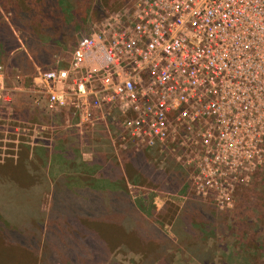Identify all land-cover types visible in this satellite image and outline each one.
Instances as JSON below:
<instances>
[{
    "label": "built area",
    "instance_id": "1",
    "mask_svg": "<svg viewBox=\"0 0 264 264\" xmlns=\"http://www.w3.org/2000/svg\"><path fill=\"white\" fill-rule=\"evenodd\" d=\"M123 11L29 88L0 68V105L26 94L64 116L11 136L32 147L100 130L116 151L175 164L200 202L232 209L252 169L264 170V0H128Z\"/></svg>",
    "mask_w": 264,
    "mask_h": 264
},
{
    "label": "rangeland",
    "instance_id": "2",
    "mask_svg": "<svg viewBox=\"0 0 264 264\" xmlns=\"http://www.w3.org/2000/svg\"><path fill=\"white\" fill-rule=\"evenodd\" d=\"M58 1L65 4L57 23L68 30L52 34L34 24L38 41L32 43L33 53L27 49L31 42L28 33L13 27L10 16L3 14L1 25L7 24L14 35V39L8 36L0 42V68L9 86L20 75L25 78L24 86L29 88L38 70L66 67L85 33L97 22H106L118 12L122 15L128 4V0ZM5 34V30L0 33ZM8 96L14 100L12 104L0 105V200L13 204V208L25 207L32 211V217L37 214L33 221L42 222V238L47 228L50 230L52 217L55 223L58 218L68 224L77 215L72 209L51 210L56 197L58 207L84 204L85 213L93 217L88 222L98 229L94 239L98 243L106 241L108 249L107 257L97 254V264H201V254H208L209 264L251 263L254 252L249 247L254 238L264 234V226H259L264 215V170L252 169L249 183L236 189L232 209L221 210L197 200L185 173L172 162L130 149L116 151L100 130L84 137L58 135L51 144L27 146L23 138L11 133L22 128L23 123L39 128L53 122L60 124L64 116L53 120L50 115L38 112L26 94ZM3 131L9 135H2ZM15 140L17 145H12ZM26 142L31 143L29 138ZM130 206L138 214V231L131 235L110 222H122ZM6 211L12 210L2 213ZM203 212L208 215L203 217L216 225L214 232L200 237ZM61 226H57L58 232L53 231V240L63 245L59 252L62 262L71 259L69 247L78 250L79 264L91 261L90 257L86 260L82 257L88 255V246L80 228L75 226L78 237L72 243ZM4 229L19 228L0 211V230ZM1 236L0 264H31L27 253L4 246Z\"/></svg>",
    "mask_w": 264,
    "mask_h": 264
},
{
    "label": "trees",
    "instance_id": "3",
    "mask_svg": "<svg viewBox=\"0 0 264 264\" xmlns=\"http://www.w3.org/2000/svg\"><path fill=\"white\" fill-rule=\"evenodd\" d=\"M75 1L77 3L80 2V0ZM84 1L85 0L81 2ZM64 4V2H59L58 0H0V22L3 20V14L10 16L9 20L11 21V25L13 27H15L17 30H22L28 33L31 45L28 44L27 49L33 53L32 47L34 43L38 41V39L35 38V33L33 32L34 24H37L38 26L42 27V29L44 28V30L51 32L52 34L60 33L62 30H68L67 28L64 29L60 23H57L60 15L62 14V7H64ZM2 30H5L6 34L2 36L0 35V42L2 41V38L5 39L8 36H12L14 39L13 30H11L7 24L1 25L0 23V33ZM0 46L2 45L0 44ZM111 203L113 205L116 204L113 199H111ZM66 206L67 205H63L62 208L58 207L56 203V197L54 203L51 202V210H54V212L56 209L60 211L64 209L67 212L70 211L69 209H72L74 212H76V217L74 218L73 216L74 222H68V224H66L63 222L64 219L57 218L58 220L56 219L55 223V220L52 217V223L50 222L49 224L50 230L47 228V233L45 237L42 238L41 232L43 230V224L38 219L35 220L37 214L33 216L35 218L33 221L32 213H30L32 211L27 210L25 207L19 208L16 206L13 208V204H10L6 200H0L1 214L7 217V220H10L14 226L19 228L17 231H11L10 229H4L3 231L0 230V234H2L1 243L7 247L19 248L22 252L27 253V255L30 257L31 264H79L77 262L78 250L72 249L70 247L68 251L71 254V259L67 263L62 262L59 252L60 249L62 250L63 245L53 240L55 238L54 232H58L57 226L62 225V232L64 230V232L68 234V237L70 238H68L69 241L75 243L78 234L75 233L74 229L76 228L75 226H78L80 228L79 232H82L85 235V246H88V255L85 256V254H82V257L85 258V260L89 257L92 258L91 261L85 262V264H97V261H95L97 254L101 253L106 255V257L108 256L106 241L100 240V244L98 241H95L94 237L97 236L95 233H98V229H94V227L91 226L92 223L88 222L89 220H93V217H88V214L85 213L86 210L84 204H76L75 207ZM2 210L12 211H6L5 213H2ZM202 214V217L208 216L204 212ZM137 216L138 214L135 212V209L130 206L128 214L125 216L122 222H116V220H110V222H113V224L115 223L114 226L117 228L122 226L129 235L136 234L138 231L136 229ZM209 217L211 218V216ZM202 219L203 223L200 224V237L206 236L207 233L214 232V225H216L214 221H207V217H203ZM259 220L262 221L259 226H264V215L263 217H260ZM36 226H38V228H36ZM91 228H93V230H91ZM37 233L38 237L35 236ZM185 237L188 236L185 235ZM254 239L253 245L249 247L254 252L251 254L253 259L251 260L250 264H264V241L261 240H264V234H261ZM74 245L77 246V244ZM208 257V254H201L199 256L201 264H209Z\"/></svg>",
    "mask_w": 264,
    "mask_h": 264
}]
</instances>
